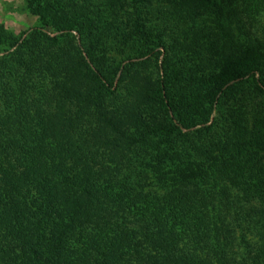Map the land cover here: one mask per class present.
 I'll use <instances>...</instances> for the list:
<instances>
[{
  "label": "trees",
  "instance_id": "trees-1",
  "mask_svg": "<svg viewBox=\"0 0 264 264\" xmlns=\"http://www.w3.org/2000/svg\"><path fill=\"white\" fill-rule=\"evenodd\" d=\"M25 1L34 27L0 25V264H225L230 224L262 263L243 230L264 214V47L211 71L165 58L140 96L129 67L166 39L114 17L151 0ZM241 8L253 21L264 0ZM106 128L129 151L150 138L152 165L96 164Z\"/></svg>",
  "mask_w": 264,
  "mask_h": 264
},
{
  "label": "rangeland",
  "instance_id": "rangeland-1",
  "mask_svg": "<svg viewBox=\"0 0 264 264\" xmlns=\"http://www.w3.org/2000/svg\"><path fill=\"white\" fill-rule=\"evenodd\" d=\"M241 1L217 0L220 10L216 7L208 10L182 0H151L149 6L139 8V14H136L133 5L117 8L115 15L118 17H114L117 26L127 30V26H132L136 18H141L145 26L155 25L156 30L166 39L167 51L158 49L160 50L158 56L154 54L149 58L145 57L139 64L129 67L131 75L128 80H131L129 83L133 85L134 90L140 96H146L150 87L156 83L160 74V64L165 58L170 61L184 60L187 63L199 65L204 71H211L216 68L222 55H239L247 46L264 47V13L253 21L248 20L242 13ZM164 12L169 14L177 12L180 16H176L174 21L165 22L163 17L158 15ZM107 18L110 17L107 15ZM36 24L37 19L28 12L25 0H0V25L7 31L18 35ZM131 90L130 85L125 86L124 82L118 88L117 94L127 97L130 96ZM250 108L254 109V103ZM112 120L115 121V119ZM133 137L137 138L138 134L136 133ZM101 140L100 157L95 161L96 164L107 163L113 167L116 162L117 168L111 169L115 172L121 170V166L125 165L123 162L129 159L131 163L134 162L139 166L142 162L143 168L148 169L152 165L154 156L150 138L147 142L138 143L130 148V151L128 143L109 128L105 129L104 138ZM239 216L241 218L242 215L239 214ZM228 227L232 231V237L225 242V251L228 254L225 264H244L245 261L251 264V259H243L248 257V253H246V246L239 238V229L234 224ZM244 227L246 229L243 233L247 234L249 243H253L248 250H251L250 253L261 255L262 263L255 264H264V214L251 222L249 229L247 224Z\"/></svg>",
  "mask_w": 264,
  "mask_h": 264
}]
</instances>
